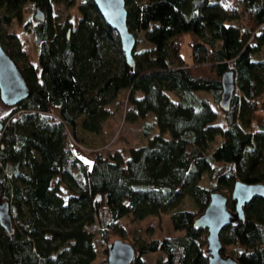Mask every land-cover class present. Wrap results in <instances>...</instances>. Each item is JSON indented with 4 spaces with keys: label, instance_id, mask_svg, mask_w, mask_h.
Wrapping results in <instances>:
<instances>
[{
    "label": "trees",
    "instance_id": "16d2710c",
    "mask_svg": "<svg viewBox=\"0 0 264 264\" xmlns=\"http://www.w3.org/2000/svg\"><path fill=\"white\" fill-rule=\"evenodd\" d=\"M26 1L44 13L32 27L35 62L16 59L11 33L0 30L29 87L1 122L0 201L9 202L12 232L0 226V264H101L111 238L129 239L121 217L163 213L182 233L132 243L130 264H206L204 229L192 219L209 191L231 190L236 179L264 183V0H124L128 29L146 43L133 49L132 70L92 0L77 4L74 27L52 21L58 0H0V23L19 20ZM179 19L189 27L188 60L175 34ZM226 69L235 89L222 111ZM121 94L123 119L142 120L144 141L124 155L96 148L82 161L69 138L78 144V129L102 131ZM55 175L65 199L51 184ZM243 210L242 220L220 229L222 252L240 245L229 251L238 264H264V200L253 197ZM154 251L162 254L154 263L141 256Z\"/></svg>",
    "mask_w": 264,
    "mask_h": 264
},
{
    "label": "water",
    "instance_id": "95a60500",
    "mask_svg": "<svg viewBox=\"0 0 264 264\" xmlns=\"http://www.w3.org/2000/svg\"><path fill=\"white\" fill-rule=\"evenodd\" d=\"M92 2L102 19L114 30L124 61L132 70L135 36L126 23L124 0H92ZM32 16L38 22L44 21V13L38 6L34 7ZM234 89V73L226 69L220 75V94L217 101L222 111L228 110ZM28 92L29 87L23 74L0 44V101L7 106L15 105L24 99ZM2 127L0 121V129ZM253 197L264 200L263 182L247 183L236 179L232 183L229 196L220 190L209 191L205 206L192 219L195 228L204 229L206 264H238L233 255L222 252L219 231L223 226L242 220L243 206ZM228 198L233 200L232 208L227 206ZM0 226L8 234L12 232L10 206L7 200L0 201ZM134 250L135 247L130 241L113 238L106 244V258L103 264H130Z\"/></svg>",
    "mask_w": 264,
    "mask_h": 264
},
{
    "label": "rangeland",
    "instance_id": "374dc122",
    "mask_svg": "<svg viewBox=\"0 0 264 264\" xmlns=\"http://www.w3.org/2000/svg\"><path fill=\"white\" fill-rule=\"evenodd\" d=\"M238 1V0H234ZM80 0H73L71 4L67 3V0H58L52 3L51 18L54 23H57L60 27L67 20L70 21L71 26H75L79 18L77 11V4ZM32 4L26 1L22 5V14L19 20L12 19L10 23H0V30L5 29L11 33V41L13 51L17 52L16 59H20L23 55L31 62H35L38 52V42L35 39V35L32 32L33 25L38 22L33 16ZM231 23L238 24V21H231ZM175 27V34L180 36L179 51L185 60L189 59V27L180 19L177 20ZM146 43L139 39L135 42L134 50H138L144 47ZM14 105L7 106L0 101V121L3 122L6 118L15 115L17 111L13 109ZM109 107L112 108L113 114L109 116L103 124V130L98 133H89L80 131L78 129V144L73 139L69 138V144L74 153H76L80 159L87 162L93 155V151L98 148L102 153L119 152L125 154L130 146H135L144 141L145 135L141 132L142 120L128 121L123 119L124 112L127 109V103L124 96L121 94L118 100H113L109 103ZM219 112V111H218ZM152 114L145 117V121L152 124ZM149 131V133L151 132ZM72 170L80 175L78 166L75 165ZM51 184L57 189L59 195L65 199L69 191L64 183H62L58 176L55 175L51 178ZM221 191L229 196L230 190L221 189ZM119 222L125 227L128 233L131 243L136 245L140 241H144L149 238H161L166 235L181 234L182 231L174 230L169 222L168 214L163 213L161 215H147L142 219H133L130 216H123L119 219ZM85 228L91 231L95 236L96 227L94 224H87ZM111 238L110 240H112ZM98 247H103L101 243L97 241ZM240 245H228L226 250L233 251L234 248ZM106 248V246H105ZM147 262L154 263L160 256V251L146 252L141 255ZM106 258V253L99 254L98 260ZM105 261V259L103 260ZM101 261V264H103Z\"/></svg>",
    "mask_w": 264,
    "mask_h": 264
}]
</instances>
